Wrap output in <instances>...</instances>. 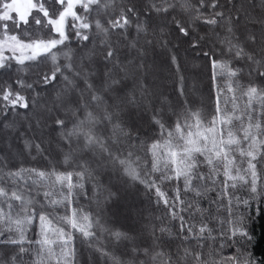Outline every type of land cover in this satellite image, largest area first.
<instances>
[{
    "label": "snow or ice",
    "instance_id": "1",
    "mask_svg": "<svg viewBox=\"0 0 264 264\" xmlns=\"http://www.w3.org/2000/svg\"><path fill=\"white\" fill-rule=\"evenodd\" d=\"M254 205L264 0H0V264H264Z\"/></svg>",
    "mask_w": 264,
    "mask_h": 264
},
{
    "label": "trees",
    "instance_id": "2",
    "mask_svg": "<svg viewBox=\"0 0 264 264\" xmlns=\"http://www.w3.org/2000/svg\"><path fill=\"white\" fill-rule=\"evenodd\" d=\"M19 111H24L23 109H18ZM10 114V113H9ZM150 159V157H149ZM175 184L169 185L165 184L162 187V190H164L168 195H171V188L174 187ZM182 188V184L180 185ZM163 204L161 203V208H163ZM261 207H264V205H261ZM251 211V216L252 219L249 221L250 227L253 229L255 236L258 239V243H256L255 248H254V253L255 257L257 260L262 259V253H264V216H259L258 218V213L256 212V206L254 205L253 208L250 210ZM33 238H35L33 236Z\"/></svg>",
    "mask_w": 264,
    "mask_h": 264
}]
</instances>
